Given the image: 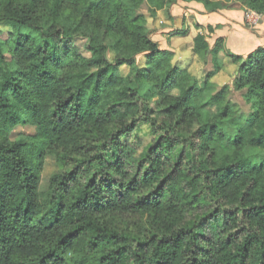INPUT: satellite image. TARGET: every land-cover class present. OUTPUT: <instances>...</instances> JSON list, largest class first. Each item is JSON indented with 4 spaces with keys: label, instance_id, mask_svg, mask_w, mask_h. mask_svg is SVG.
I'll list each match as a JSON object with an SVG mask.
<instances>
[{
    "label": "trees",
    "instance_id": "1",
    "mask_svg": "<svg viewBox=\"0 0 264 264\" xmlns=\"http://www.w3.org/2000/svg\"><path fill=\"white\" fill-rule=\"evenodd\" d=\"M145 24L128 0H0V264H264V47L228 55L253 108L241 123L229 87L204 98L222 65L199 87ZM221 43L199 34L193 52L217 61Z\"/></svg>",
    "mask_w": 264,
    "mask_h": 264
},
{
    "label": "rangeland",
    "instance_id": "2",
    "mask_svg": "<svg viewBox=\"0 0 264 264\" xmlns=\"http://www.w3.org/2000/svg\"><path fill=\"white\" fill-rule=\"evenodd\" d=\"M135 1L128 0L130 4L135 6L136 14L145 17V27L150 34V38L159 44L160 50L171 52L175 63H179L182 67L189 69L192 77L197 80L199 87L203 86L205 79L216 70L217 66L222 65L220 72L211 79V83H213L212 88L204 90V98L208 99L223 87H229L228 99L235 105L238 121L245 123L253 113V108L246 99L247 91L236 88L235 83L239 68L237 65H233L230 58H228V55L232 54V52L226 49V34L243 31L251 36L262 38L264 33V15H260L258 20L254 19L253 21H249L247 16L250 13V9L242 1L212 0L218 1L221 4V9L215 13L219 14L221 11H225V16H228L223 24H218L219 18H210V22H208L207 17H204L199 21L198 16H200V11L196 7L202 4L195 1L176 0L166 9L156 12L150 9L147 0ZM202 15L207 16L209 14L202 12ZM199 34L205 35L212 50H215L219 41L223 40L221 44L224 45V49L218 55L217 61L214 60L213 54L209 55L206 60L194 54V39ZM3 37L6 38L7 33ZM75 45L84 56H90L86 50L85 40H77ZM262 47H264V41ZM257 49L255 48V50ZM109 57L110 59L113 58L111 52L109 53ZM145 64L146 56L140 55L137 57V67ZM131 71L132 69L129 66H124L121 68L120 74L126 76ZM146 88V86L143 88V92ZM204 113L213 117L216 115L217 109L214 106H209L204 109ZM227 130L231 137H235L238 132V127L228 125ZM34 134L35 128L32 126L19 127L12 134V139L15 140L21 138V136H32ZM261 159H264L263 154L255 158L254 161L259 162ZM57 170L56 158L54 156H48L41 177L42 190L47 188L49 178ZM119 219L121 225L128 224L134 226L137 223L143 222L142 218L135 216L123 215Z\"/></svg>",
    "mask_w": 264,
    "mask_h": 264
},
{
    "label": "crops",
    "instance_id": "3",
    "mask_svg": "<svg viewBox=\"0 0 264 264\" xmlns=\"http://www.w3.org/2000/svg\"><path fill=\"white\" fill-rule=\"evenodd\" d=\"M196 8H198V10L200 11V16H198L199 21L204 17H207L208 22H210L209 21L210 18H215V19L219 18L218 24H223L228 18V16H225L224 13L225 11H221V13L219 14L217 13L212 14V13H208L202 5H198ZM202 12H206L209 15L203 16ZM229 16H231V14H229ZM263 41H264V33L262 35V38H258L256 36H251L243 31H236L234 33L226 34L225 44H226V49L230 50L232 54L236 56H243L244 58H246L254 52L255 48L257 49L262 47Z\"/></svg>",
    "mask_w": 264,
    "mask_h": 264
},
{
    "label": "built area",
    "instance_id": "4",
    "mask_svg": "<svg viewBox=\"0 0 264 264\" xmlns=\"http://www.w3.org/2000/svg\"><path fill=\"white\" fill-rule=\"evenodd\" d=\"M259 17H260V15H258L257 13H255L253 11H250V13H248V16H247L249 21H253L254 19L258 20Z\"/></svg>",
    "mask_w": 264,
    "mask_h": 264
}]
</instances>
